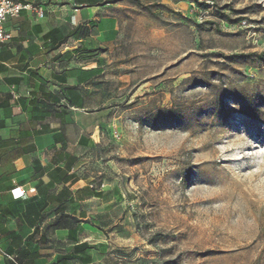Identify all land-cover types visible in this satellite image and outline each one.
<instances>
[{
    "label": "rangeland",
    "instance_id": "rangeland-1",
    "mask_svg": "<svg viewBox=\"0 0 264 264\" xmlns=\"http://www.w3.org/2000/svg\"><path fill=\"white\" fill-rule=\"evenodd\" d=\"M198 1L121 2L79 203L94 264H264V0Z\"/></svg>",
    "mask_w": 264,
    "mask_h": 264
},
{
    "label": "crops",
    "instance_id": "crops-1",
    "mask_svg": "<svg viewBox=\"0 0 264 264\" xmlns=\"http://www.w3.org/2000/svg\"><path fill=\"white\" fill-rule=\"evenodd\" d=\"M20 1L41 4L44 15L9 17L11 38L0 42V264H12L8 255L54 264L88 240L84 221L54 218L85 219L79 203L98 192L85 164L115 94L106 55L121 33L122 0ZM94 262L83 252L68 264Z\"/></svg>",
    "mask_w": 264,
    "mask_h": 264
},
{
    "label": "built area",
    "instance_id": "built-area-1",
    "mask_svg": "<svg viewBox=\"0 0 264 264\" xmlns=\"http://www.w3.org/2000/svg\"><path fill=\"white\" fill-rule=\"evenodd\" d=\"M24 9H32L42 17L44 15V9L41 4L37 3H25L20 0H0V42L8 41L11 38V33L5 28V21L9 17H17ZM15 196L19 197L24 195L25 190L21 187H16L13 190ZM8 257L15 261V256L8 255Z\"/></svg>",
    "mask_w": 264,
    "mask_h": 264
},
{
    "label": "trees",
    "instance_id": "trees-1",
    "mask_svg": "<svg viewBox=\"0 0 264 264\" xmlns=\"http://www.w3.org/2000/svg\"><path fill=\"white\" fill-rule=\"evenodd\" d=\"M113 1H119V0H113ZM190 1H193L196 3L199 2L198 0H190ZM59 210H60V206H59ZM64 218H71L74 222H80L81 221L80 218L62 211V212H59V214H57L56 217L54 218L55 223L58 224ZM88 248H89V243L86 241L84 243L77 244L70 251H67L63 254H60L57 258L56 263H54V264H68L72 260H75L76 258H78V254L85 252ZM85 255H86V257L90 256L87 253H85ZM15 260H16V262L11 260L12 264H22L21 262L18 261L16 256H15Z\"/></svg>",
    "mask_w": 264,
    "mask_h": 264
}]
</instances>
